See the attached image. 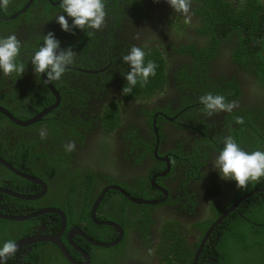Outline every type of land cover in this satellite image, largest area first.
Masks as SVG:
<instances>
[{
    "label": "flooded vegetation",
    "instance_id": "1",
    "mask_svg": "<svg viewBox=\"0 0 264 264\" xmlns=\"http://www.w3.org/2000/svg\"><path fill=\"white\" fill-rule=\"evenodd\" d=\"M134 1L124 2V8L129 9L128 14L120 12L123 16H112L107 12L105 26L101 30L88 31H62L55 20L57 15L62 14L60 0H9L8 8L0 10V36L17 35L21 41L18 59L25 67L24 74L27 73L26 76H0V81L19 92V87L14 84L22 85L24 82L21 79L28 87L38 85L39 76H35L30 59L48 31H52L60 40L62 48L84 38L93 44L88 52L74 49V63L59 81L46 83L41 75L54 97L47 92L50 97L43 103L42 97L35 96L43 107L34 104L32 93L25 91L22 93L25 101L20 104L21 110H17L21 114L13 112L16 104L12 111L0 103V107L19 122L34 121L23 125L0 110V213L27 216L39 210H56L37 216L38 223L35 222L25 236L53 239L33 241L17 250L12 260L9 258L5 263L15 264L14 260H18L20 264H35L29 258L34 250L33 245L45 242L55 245L57 249L52 247L53 253L48 257L37 256L36 263L99 264L110 261L108 264H172L167 257L172 255L176 246L173 245L175 250H172L171 237H162V233L166 231L171 234L173 224L185 228L186 248L192 249V256L187 258L190 264L194 263L199 251L197 264L217 261L210 251L212 244H208L209 238L203 241L212 226L207 227L208 219L212 218V206L209 211L207 206L214 199L205 195L207 174L200 175V172L209 170L212 159L220 150L218 145H222L225 136H232L237 117L253 119L248 110L256 109L262 102L252 95L251 90V95L246 92L250 83L246 69L237 62L226 64L224 58H212L206 65L211 77H234L237 82L239 79L244 93L241 97H235L238 92L232 90L235 97L231 100L234 105L232 111L209 116L203 111L199 97L207 94L210 88H195L183 80L181 73L177 74L181 70L180 65L185 62L190 76L194 62V58L189 60L190 56L177 54L169 56L171 61L165 68L169 72L166 92H154L157 97L152 102L134 98L129 99V103H123V88L128 86L123 74L128 71V65L123 62L122 56L131 46H140L152 32L157 33V39L166 43L168 35L160 28L164 27L161 15H167L168 9H172L165 5L167 0H136L145 4L146 11L138 7V11L145 13L134 16ZM192 6L191 2L190 18L198 21L199 17L194 15ZM177 16L185 20L181 14ZM174 32H177L176 28ZM88 33L94 35L95 40ZM199 78L200 75H197L196 83L200 82ZM4 92L0 88V101H10L2 94ZM113 100L120 102L119 119L115 129L109 131L104 126L103 115L111 109ZM145 111H151V114ZM51 117L55 123H50ZM80 118L83 120L80 121ZM227 118L229 124L226 123ZM53 123L64 130L73 126L74 135L53 136L50 129ZM261 123L264 124L263 121ZM14 125L27 129L21 130ZM127 127L133 128V132L128 134V142L122 138ZM245 131H248V127ZM259 131L264 133L261 129ZM20 133L30 136L29 142L34 144L32 147L26 145L17 152L14 144L20 142ZM132 137L138 140V145L131 144ZM202 137L212 141L210 148ZM68 143L74 144L73 150H65ZM89 169L97 174L96 188L87 191L86 182L85 190L79 188L73 191L77 182L81 186V181L76 178H85ZM33 179L41 180L45 187ZM51 183L56 185L52 192ZM223 188L229 190L230 186L226 183ZM256 189L261 190L258 192ZM242 190L233 186L231 192H238L239 199L224 212L238 201L240 206L232 211H239L242 205L243 208L251 207L248 206L249 202L246 203L250 196L255 195L252 201L264 197V184L240 195ZM5 194L19 201L8 200ZM19 195L36 197L23 198ZM139 217L147 226V238L135 227V222L132 223L134 218ZM31 218L8 220L24 225ZM112 221L123 228L122 235L116 227L106 223ZM123 222L128 225L124 226ZM147 239L151 240V246L147 244ZM169 246L171 249H167ZM148 254L150 257L144 260Z\"/></svg>",
    "mask_w": 264,
    "mask_h": 264
},
{
    "label": "trees",
    "instance_id": "2",
    "mask_svg": "<svg viewBox=\"0 0 264 264\" xmlns=\"http://www.w3.org/2000/svg\"><path fill=\"white\" fill-rule=\"evenodd\" d=\"M122 1L123 2H119L118 0H105L106 12L111 13L112 16H123L120 12L128 14L129 9L124 8L123 6L124 2L127 0ZM191 2L193 3L192 9L195 13L194 15L199 17L198 21L190 19V21L186 23L184 19L177 16L178 13L173 12L172 9H168V14L166 13L169 15L168 19H166L167 15H161L164 27L160 26V28L168 35L166 43L157 39V33L152 32L139 46L145 50V61L147 62L148 60H151L157 65L156 74L150 76L146 82L138 80L135 86L128 85L127 88H130V91L123 92L124 95L121 99L122 102L129 103L131 101L129 99L134 98L148 100V102L155 101L156 99L151 100L153 96H156L157 93L160 94L163 91L166 92L165 87L168 85L166 82L168 80L169 72L166 71L165 68L170 64L171 59L169 56L182 54L185 57L190 56L191 58H189V60L194 58L192 71L189 76L187 65L183 62L182 65H180L181 70H179L177 74L181 73L183 80L190 83L195 88L208 86L210 91L207 93L223 95L228 102L234 100L235 97H241L243 95L244 91L239 83L240 80L238 79L237 82L234 77L227 78V76H222L217 79L212 78L210 74L211 71L206 65H208V62H210L212 58H224L226 64L237 62L248 71L247 75L250 83L247 85L248 89L246 88V92L249 93L251 90L252 95L262 102L258 107L262 106L264 102V0H191ZM49 3L50 1L47 2V4ZM165 5L168 6V3L166 2ZM138 7L143 8L146 11L145 4L135 0L133 3V9H136L134 16L144 15L145 12L141 13L138 11ZM174 28H176L177 32H174ZM88 35H90L92 40H95L94 35L91 36V33H88ZM92 45L91 41L84 38L80 41L73 42L69 46H72L75 50L88 52L90 48H93ZM20 75L26 76L27 73L24 74V72H22L19 76ZM197 75H200L199 83L195 82ZM255 76V79L259 82L253 79ZM21 80L24 82L22 85L14 84L15 87H19L20 92L16 88L12 90L9 89L10 85L8 86L0 81V88H3L6 91L2 94L13 98L10 101H0V103L7 105L10 109L16 104L17 109L15 108V111L11 109L15 114H21L17 110H21L20 104L22 101H25V97L22 96L24 95L22 94L24 91L27 94L32 93V97L35 98L34 104L40 107L43 106L40 104L41 101L37 100L36 97H42V101L45 103L50 95L52 96L50 89L46 86L42 77H38L39 86L36 83V85H33L32 87H28V85L25 84V81L23 79ZM220 85H223V89H219ZM232 90L238 92L235 97L232 96ZM156 91L158 92L154 93ZM119 103V101L113 100L110 106L111 109L105 111V114L103 115L104 126H107L109 131L115 129L116 123L119 119ZM109 111L111 118L109 122H107V114ZM254 111L255 109L248 110L253 119H255L256 116ZM149 112L150 113L147 112L148 115L151 114V111ZM261 114L260 122H264V108L262 109ZM81 120H83V118H80V121ZM248 120L243 119V124H239L241 125L240 132L234 128L232 134V137L235 136L237 138L238 144L246 150L252 143V133L250 131H245V128L248 127L250 122ZM51 122H56L53 117L50 118V123ZM54 123L50 126L53 136H56V134L60 136L61 134L66 133L74 135L75 131H73V126H68L67 124L68 127L64 130L61 127L54 125ZM226 123L229 124L228 118ZM63 125L65 126V123H63ZM237 125L238 124H236L235 127H237ZM14 126L21 130L27 129V127H21L19 125ZM260 128L264 129V124L260 125L257 130ZM203 131L207 134L206 130ZM20 134L22 137L20 142L14 144L17 148V152L24 149L26 145L32 147L34 144V142H29L30 136L25 133ZM64 138L66 139V137ZM202 138L206 139L208 148H210L212 141L206 137ZM65 139H63V141H65ZM131 144L134 146L138 145V140L132 137ZM7 145L11 146L9 143ZM222 146L223 145L221 144L218 145L220 149ZM207 154H209V152ZM10 160L13 161L12 159ZM199 168L200 166L198 165V169ZM87 172L88 174H86V177H88V179L86 177L84 178V176L76 178L81 181V186H79V182H77L73 191H76L79 188H81L80 190H85L84 183L86 182L87 191L96 188L97 179H95V177L97 174L90 169ZM1 173L2 172L0 171V174ZM205 174H207L206 179H208V186L206 187L205 195L214 199L210 200V204L207 206L208 211L212 206V218L207 221V227L209 228L218 220L219 216H221L225 210L230 208L233 203L239 199V193L231 192L235 183L222 180L216 171L213 170L212 165H210L209 170L206 173L204 169L200 172V175ZM12 175L14 176L15 174L12 173ZM226 183L230 186L229 190L223 188ZM263 184L264 179L259 182H252L246 188H243L240 195L248 193ZM55 186L56 185L51 183L50 192L53 191V187ZM222 195H224V197ZM254 196L255 195L252 197L250 196L246 200V203L249 202L248 206L251 207L243 208L242 205V207L239 208V211H232L230 215L226 216L223 221L218 224L215 230L211 232L208 244H212L210 251H212L213 256L217 258V261L211 260V262H204L203 264H264V197H260L261 199L257 201H252ZM5 197L8 200L14 199L19 201L9 194H5ZM30 203L33 204V201H30ZM133 206L136 208L143 207L138 205ZM135 212L136 211H133V213ZM29 220L25 221V224L23 225L18 221H12L0 217V241L12 239L16 242L18 239L27 236L26 234L31 230L32 225L39 221L37 216ZM142 220L143 219L141 218L140 222L135 223L134 225L139 229L143 236L147 238L148 235L145 231L147 226L144 225ZM123 225L126 226L128 223L123 222ZM172 227L174 231L183 232L185 235L184 227L174 224ZM170 235L171 234L166 231H163L162 233V237ZM162 240L166 241L165 238H162ZM185 240L186 238L182 242V239H180L173 244L176 246V250L174 251V254L172 253L171 256L167 257L170 263L190 264L187 258L192 252V249L188 250L186 248L188 241L184 243ZM146 242L151 246V240L147 239ZM33 247V253L29 255V258L35 264H44L35 262L37 256L48 257L53 253L51 250L52 247L57 249L55 245H48L45 242H37ZM167 249H171V247L169 246ZM151 250L152 249H150V251ZM213 251H215L216 254H214ZM58 255L59 254L56 255L57 261ZM190 256H192V254ZM148 257H150L149 254L144 260ZM14 262L15 264H20L18 260H14ZM5 264L8 263L6 262Z\"/></svg>",
    "mask_w": 264,
    "mask_h": 264
},
{
    "label": "clouds",
    "instance_id": "3",
    "mask_svg": "<svg viewBox=\"0 0 264 264\" xmlns=\"http://www.w3.org/2000/svg\"><path fill=\"white\" fill-rule=\"evenodd\" d=\"M167 3L175 13L184 16L186 23L190 21L191 0H167ZM8 6L9 0H0V10H6ZM60 8L62 14L57 15L55 20L64 32H73L74 29L101 30L105 26L107 16L105 0H60ZM20 52L21 41L17 35L0 36V76L19 75L25 71L24 65L18 59ZM145 56V50L135 45L122 56L123 62L128 65V71L123 74L127 85L135 86L138 80L146 82L150 76L156 74L157 65L151 60L146 62ZM74 60L73 47L62 48L60 40L52 31H48L43 35V42L38 50L31 55L30 62L36 77L43 74L44 81L52 83L65 75ZM123 91H130V88L124 87ZM199 102L209 116L231 112L234 107L219 94L201 95ZM236 122L243 124L244 121L242 117H237ZM222 145L212 159L213 170L222 180L234 182L237 189H243L252 182L264 179V150L247 151L232 136H225ZM73 148L72 143L65 146L66 151ZM16 252L17 243L14 240L0 241V264H5L6 258H11Z\"/></svg>",
    "mask_w": 264,
    "mask_h": 264
},
{
    "label": "rangeland",
    "instance_id": "4",
    "mask_svg": "<svg viewBox=\"0 0 264 264\" xmlns=\"http://www.w3.org/2000/svg\"><path fill=\"white\" fill-rule=\"evenodd\" d=\"M9 89H15L11 86H9ZM219 89H223V85H220L219 86ZM157 96H153L151 98V100H155ZM6 99H13L11 98L10 96L6 95ZM264 108V102H263V105L262 106H259L257 109H255L254 113H255V119H252L250 118L248 121L249 122V125H248V131H250L252 134H251V145L250 147L247 149V151H252V150H256V149H261V150H264V136L263 134L261 135L260 133V129L263 130L264 132V129L263 128H260L257 130V128L262 125V123L260 122V118H261V112H262V109ZM145 112H149V111H145ZM108 115V119H107V122H109L110 120V111L109 113L107 114ZM238 124V123H236ZM242 125V124H241ZM241 125H237L236 130L239 131L241 129ZM133 132V128L132 127H127L124 131H123V134H122V138L124 141H127L128 142V139H129V135L128 134H131ZM240 132V131H239ZM236 142L238 143L237 141V138L234 136L233 137ZM127 148H128V144H127ZM129 149V148H128ZM134 150V148H133ZM246 150V149H245ZM140 219L142 217H139ZM140 219H136L134 218V221L132 222L134 224L135 223H138L140 222ZM171 239H172V250H175V248L173 247V243H176L177 241H179L180 239H182V242L183 240L186 238V235L183 234V232H180V231H173L170 235ZM185 243V242H184ZM174 254V252H172ZM156 257V256H155ZM110 263V261H102L101 263L99 264H108Z\"/></svg>",
    "mask_w": 264,
    "mask_h": 264
},
{
    "label": "water",
    "instance_id": "5",
    "mask_svg": "<svg viewBox=\"0 0 264 264\" xmlns=\"http://www.w3.org/2000/svg\"><path fill=\"white\" fill-rule=\"evenodd\" d=\"M0 110L1 111H3V112H5V113H7L10 117H11V119H13L14 121H18L19 122V120H17L16 118H14L13 116H12V114H10L7 110H5L3 107H0ZM32 122H34V121H31V122H19L20 124H23V125H27V124H30V123H32ZM4 163H5V165H7L8 167H10V168H12V166L8 163V162H6L5 160H3V159H1ZM33 180H38L39 182H41V183H43L41 180H39V179H33ZM43 185H44V187H45V184L43 183ZM46 188H47V186H46ZM261 189H256V191H260ZM19 196H21V195H19ZM21 197H23V198H34V197H36V196H32V197H26V196H21ZM101 197V196H100ZM99 197V198H100ZM99 200L100 199H98L97 200V202H96V205H95V207L97 206V204H98V202H99ZM239 202L240 201H238V202H236L235 203V205L231 208V209H229L228 211H226V212H224L219 218H218V220L217 221H215V223H213L212 224V226L209 228V230H208V232L206 233V235L204 236V239H203V241L205 242L208 238H209V236H210V234H211V232H213L214 230H215V228L218 226V224L219 223H221L222 221H223V219L232 211V210H234V209H236L237 207H238V205H239ZM141 203H143V202H141ZM147 203V202H146ZM46 211H56L55 209H45V210H39V211H37V212H35V213H32L31 215H24V216H9V215H4V214H1L0 213V217H3V218H7V219H15V220H23V219H28V218H31V217H33V216H39V215H41V214H44ZM58 211V210H57ZM62 215H63V217H64V214L63 213H61ZM107 224H109V225H112V226H114V227H116L119 231H120V235H122L123 234V228L120 226V225H118V223H115V222H106ZM50 239H53V238H46V237H43V236H33V237H31V236H29V237H24V238H21V239H19L18 241H16V243H17V250H19V249H21L22 247H24V246H26V245H28L29 243H31V242H33V241H36V240H50ZM199 255H200V251H199V254H196V256H195V261H194V263L193 264H197V262H198V259H199ZM9 258H6V260H8ZM5 260V261H6ZM88 261V260H87Z\"/></svg>",
    "mask_w": 264,
    "mask_h": 264
},
{
    "label": "bare ground",
    "instance_id": "6",
    "mask_svg": "<svg viewBox=\"0 0 264 264\" xmlns=\"http://www.w3.org/2000/svg\"><path fill=\"white\" fill-rule=\"evenodd\" d=\"M240 206V205H239Z\"/></svg>",
    "mask_w": 264,
    "mask_h": 264
}]
</instances>
